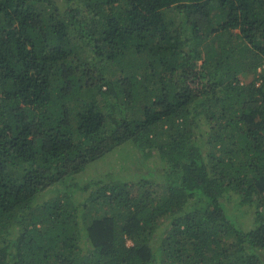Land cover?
Returning a JSON list of instances; mask_svg holds the SVG:
<instances>
[{
    "label": "trees",
    "instance_id": "obj_1",
    "mask_svg": "<svg viewBox=\"0 0 264 264\" xmlns=\"http://www.w3.org/2000/svg\"><path fill=\"white\" fill-rule=\"evenodd\" d=\"M261 65L264 0H0V264H264Z\"/></svg>",
    "mask_w": 264,
    "mask_h": 264
},
{
    "label": "rangeland",
    "instance_id": "obj_2",
    "mask_svg": "<svg viewBox=\"0 0 264 264\" xmlns=\"http://www.w3.org/2000/svg\"><path fill=\"white\" fill-rule=\"evenodd\" d=\"M264 65L258 67L257 77L264 76ZM253 77V73L249 72L246 74V78L250 79ZM148 165L155 171H159L161 169L160 166L157 165V151L154 150V156L147 160ZM143 170L142 164L139 159V155L137 150L131 143H125L123 146L116 148L113 152L108 154L106 157L96 161L94 164L87 167V169L78 174L76 176L75 181L79 183H85L89 179L97 176L109 177V174H122L125 178L129 180L136 179L139 177ZM87 193L82 190L76 193V197L74 200L81 201L86 197ZM234 200H232L229 204L230 210L233 214L237 215L238 220L240 221L243 228H250L253 226L254 222V207L251 206H242V207H234ZM234 207V209H233ZM239 208V209H237ZM232 236L227 237V242L232 241Z\"/></svg>",
    "mask_w": 264,
    "mask_h": 264
}]
</instances>
